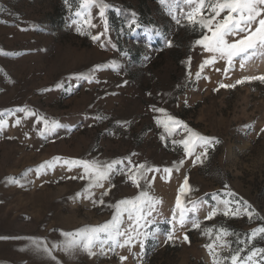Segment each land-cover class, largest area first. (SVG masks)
Masks as SVG:
<instances>
[{
    "label": "rangeland",
    "instance_id": "rangeland-1",
    "mask_svg": "<svg viewBox=\"0 0 264 264\" xmlns=\"http://www.w3.org/2000/svg\"><path fill=\"white\" fill-rule=\"evenodd\" d=\"M81 2L0 0V113L7 120L0 131V264H213L205 247L213 242L217 259L229 264L224 258L230 256V235L217 239V214L230 210L235 227L252 233L264 227V82L236 84L264 75V55L256 53L247 61L236 57L231 68L218 59L201 72L210 54L195 45L202 31L189 26L184 18L189 8L182 0L178 5L173 0H102L108 5L103 17L95 6L89 16ZM113 62L116 68L109 67ZM98 65L103 67L91 82L82 78ZM221 83L236 86L219 88ZM24 107L35 115L16 111ZM169 116L220 141L208 147L203 163L193 166L194 156L186 157L183 145L173 143L188 132L168 122ZM41 117L61 126L48 132ZM158 120L169 123L171 135ZM54 157L61 162L37 171ZM129 158L131 165L161 171L148 172L138 188L129 179ZM180 159L179 172L173 169L166 179L163 169ZM64 160L124 163L103 187L89 188L90 178H80L83 168L69 169ZM12 177L20 183H10ZM185 177L190 190L181 196L182 203L199 206L188 213L183 227H174L168 220ZM105 190L108 194L102 196ZM141 191L160 201L150 215L145 209L139 228L144 235L137 238L143 246L134 240L130 247L110 251L105 245V254L97 247L91 256L53 247L65 240L62 233L111 221L116 209L109 205ZM214 210L215 220L200 224L189 237L193 221L199 223ZM237 210L239 215L231 214ZM247 212L253 213L251 219ZM122 219V229L135 224L127 212ZM169 234L173 244L167 249ZM33 241L51 249V255L43 247L36 249ZM254 264H264L262 253Z\"/></svg>",
    "mask_w": 264,
    "mask_h": 264
},
{
    "label": "snow or ice",
    "instance_id": "snow-or-ice-1",
    "mask_svg": "<svg viewBox=\"0 0 264 264\" xmlns=\"http://www.w3.org/2000/svg\"><path fill=\"white\" fill-rule=\"evenodd\" d=\"M165 0H161L164 3ZM180 0H173L174 4H177ZM182 2L188 6L189 11L184 13V18L188 21L189 26L198 27L202 31V35L199 39L195 41V45L201 46L204 52L210 54L209 58L205 59L200 65L201 72L206 66L214 65L218 59L225 60L228 68L233 66V60L236 57H240L242 61H247L249 58L255 56L256 53L264 55V0H182ZM99 7V14L101 17L104 16L105 8L108 5H104L102 0H82L80 8L89 14L92 7ZM76 15L79 17L81 12H77ZM176 19V23L180 24V19ZM133 23L135 21L133 20ZM80 31V29H78ZM81 34H84L81 32ZM100 35L103 33L92 36L93 41L99 40ZM166 46L171 47V41H166ZM191 57H189V67H190ZM102 65L96 66L92 70V73L84 75L82 78L89 80L91 82L94 79L93 73L100 68ZM109 67L116 68L117 65L113 62ZM241 67L244 64L241 63ZM219 70V69H218ZM227 70L225 69V75H227ZM197 78L200 76V72H197ZM189 78L191 77V72H188ZM260 80L264 82V75L260 76H248L243 80H237L236 84L243 83L245 81ZM236 84H219V88H234ZM57 88H62L63 84H57ZM219 88L214 89L218 91ZM47 91V89L45 90ZM157 111L163 112V109H156ZM16 111L24 112L27 115H35L27 107L19 108ZM11 114V113H9ZM5 113H0V131H2L7 126V120L4 118ZM43 121L44 128L48 132L55 131L56 128L61 125L57 121H48L47 119L41 117ZM168 122L173 125H178L181 129L188 132V136L179 141H173V143H178L183 145V152L186 157H193V166L197 163H203L202 157H206L208 147L218 144L220 141L214 137H206L199 133L194 132L189 129L182 121L176 120L173 117L167 118ZM164 121H157V123H162L165 132L169 135L172 134L173 129L169 127V123ZM15 123L18 125L21 123L20 119H17ZM264 132V129H260ZM43 134V133H41ZM165 137H161L164 139ZM197 148H201L202 151L196 152ZM61 162V158L54 157L52 161H46L41 164L38 168L44 169L46 167H52L55 163ZM63 163L69 165V169L72 166L82 167L84 170V176L81 179L90 178L89 188L91 187H103V181L108 180L112 173L118 171L117 165L124 163L123 160H115L109 163H102L96 160H64ZM184 164V159H180L178 162L173 163V167L164 168L163 172L166 174L165 178L175 171L179 172L180 167ZM129 165H131V160L129 158ZM132 171L129 175V179L135 184L136 187H140V180L147 181L148 172H158L161 171L159 168H153L146 164L131 165ZM28 171H32L29 169ZM26 175V173L24 174ZM75 178V177H72ZM10 183L19 184L20 181L15 177L8 178ZM23 186V185H21ZM227 187V186H226ZM190 187L188 185V179L185 177L182 186L179 188L180 195L177 196L176 207L173 210V215L168 223L173 224L175 227L178 224L183 227L188 219V213H195L199 206V202H191L190 207H185L182 203L181 196L189 191ZM89 189H85L88 192ZM108 190L102 193V196L107 195ZM77 195H80L79 193ZM91 194H89V198ZM95 203V201H93ZM99 203L103 204L104 201L101 199ZM160 203L159 200L154 199L149 195L147 191H141L139 195L131 199H125L117 202L115 205H109V207H114L116 209L113 219L102 225L98 226H85L75 232L62 233L65 240L61 245H53V247H62V250L66 253H73L76 250H83L87 252L90 256L95 255L93 251L94 248L99 247L101 249V254H105L103 249L107 245L110 251H114L116 247L132 246L134 240L141 243L143 246V241L137 238L144 235L140 233L139 228L142 226L141 221L145 219V209H148L147 215L151 214V211L155 210V205ZM227 207V201H223ZM250 207V206H248ZM127 212V218L129 221L135 220V224L121 228L123 223V214ZM177 213L179 214L177 218ZM230 210L225 211V215H229ZM216 214V211L210 212L206 219H211L212 216ZM232 215H239V211L231 212ZM251 219L253 213H246ZM192 226L195 228L199 227V223L193 221ZM212 230L208 229L206 232L210 233ZM220 235L217 239H221V236L230 235L226 229H220ZM133 233L136 235L134 236ZM258 233H264V227L254 230L251 238H255ZM123 238V239H121ZM146 238V236H145ZM173 237L171 234L168 235V239L171 240ZM187 240V236L184 237ZM36 249H41L49 255H51V249L47 246H42L38 241H33ZM215 242L208 244L205 247L209 249L210 254L213 255V264H221V261L217 259V253L214 252ZM264 253V249H255L250 252V254L242 260L239 250L231 254L229 257H225L230 264H254V257L257 254ZM120 260L123 262L127 260V257L121 256Z\"/></svg>",
    "mask_w": 264,
    "mask_h": 264
},
{
    "label": "trees",
    "instance_id": "trees-1",
    "mask_svg": "<svg viewBox=\"0 0 264 264\" xmlns=\"http://www.w3.org/2000/svg\"><path fill=\"white\" fill-rule=\"evenodd\" d=\"M115 16V15H113ZM122 15L119 14V17ZM138 19L143 21L145 20V13L140 11ZM230 215H225L223 213L217 214L216 217H220L218 220V223L215 225V231L219 229H226L230 233V255L235 253L237 250H239L241 258H245V256L250 253L253 249H264V233H260L259 235L255 236V238H251L252 231L250 229L246 230L240 226L235 227L232 218H229ZM213 219V220H212ZM215 219H200L199 220V226L200 224H208L210 222H213ZM169 221V220H168ZM198 230V228L192 227L187 235L190 237L193 233H195ZM167 249L170 248V246L173 244V239L167 240L166 242ZM264 256V253H262ZM146 253H144V256ZM230 264V262H229Z\"/></svg>",
    "mask_w": 264,
    "mask_h": 264
}]
</instances>
